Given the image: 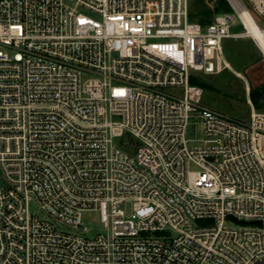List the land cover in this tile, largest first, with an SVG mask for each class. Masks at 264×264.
<instances>
[{"label": "built area", "instance_id": "2783aa9c", "mask_svg": "<svg viewBox=\"0 0 264 264\" xmlns=\"http://www.w3.org/2000/svg\"><path fill=\"white\" fill-rule=\"evenodd\" d=\"M226 1L0 0V264H264V106L190 83L226 38L264 58V0Z\"/></svg>", "mask_w": 264, "mask_h": 264}, {"label": "rangeland", "instance_id": "374dc122", "mask_svg": "<svg viewBox=\"0 0 264 264\" xmlns=\"http://www.w3.org/2000/svg\"><path fill=\"white\" fill-rule=\"evenodd\" d=\"M215 6L216 0H190L191 11L199 9L213 11ZM235 29L241 30V27ZM222 45L224 56L232 68L224 69L217 74L198 75L209 86L206 89L203 88L202 102L238 119L246 120L249 118L250 108L247 103L245 87L248 84L253 90H258L260 86H264V58L255 42L249 37L226 38ZM235 72L241 73L242 77L237 76ZM263 106L264 94L255 104L257 109H261ZM187 136L189 138L201 137L200 124H192ZM115 141L119 142L118 139ZM31 210L43 216V213L40 210L37 211L34 204H31ZM82 221L84 226L90 230V235L100 231L96 212H84Z\"/></svg>", "mask_w": 264, "mask_h": 264}, {"label": "trees", "instance_id": "16d2710c", "mask_svg": "<svg viewBox=\"0 0 264 264\" xmlns=\"http://www.w3.org/2000/svg\"><path fill=\"white\" fill-rule=\"evenodd\" d=\"M228 9H229V5H228L226 0H216V6H215L213 11H211L210 9H208V10L199 9L198 11H195V10L191 11L190 10V18L198 21L201 24H208L211 21L214 13H217L220 11H226ZM191 83L200 86L202 89L203 88L206 89L209 87L199 77L195 78V79H191ZM258 90L261 91L262 95L264 94V86H260L258 88Z\"/></svg>", "mask_w": 264, "mask_h": 264}, {"label": "bare ground", "instance_id": "6f19581e", "mask_svg": "<svg viewBox=\"0 0 264 264\" xmlns=\"http://www.w3.org/2000/svg\"><path fill=\"white\" fill-rule=\"evenodd\" d=\"M245 23L249 29V31L254 35V37H256L260 43V45L262 46V48L264 49V40L261 37L260 32L257 30V28L255 27L254 23L252 21H250L249 19L245 20ZM239 75V73H237Z\"/></svg>", "mask_w": 264, "mask_h": 264}, {"label": "water", "instance_id": "95a60500", "mask_svg": "<svg viewBox=\"0 0 264 264\" xmlns=\"http://www.w3.org/2000/svg\"><path fill=\"white\" fill-rule=\"evenodd\" d=\"M261 91L260 90H254L253 92H251L250 94V100L252 102L253 105L257 104L259 102V100L261 99Z\"/></svg>", "mask_w": 264, "mask_h": 264}, {"label": "crops", "instance_id": "0c3cea01", "mask_svg": "<svg viewBox=\"0 0 264 264\" xmlns=\"http://www.w3.org/2000/svg\"><path fill=\"white\" fill-rule=\"evenodd\" d=\"M229 62V61H228ZM231 66V65H230ZM232 68V67H231Z\"/></svg>", "mask_w": 264, "mask_h": 264}]
</instances>
